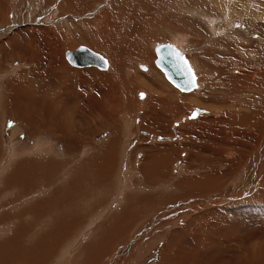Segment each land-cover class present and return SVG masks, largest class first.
Listing matches in <instances>:
<instances>
[{
  "label": "rangeland",
  "instance_id": "374dc122",
  "mask_svg": "<svg viewBox=\"0 0 264 264\" xmlns=\"http://www.w3.org/2000/svg\"><path fill=\"white\" fill-rule=\"evenodd\" d=\"M230 1L234 8L219 15L205 0H0V264L264 263V170L253 169L264 156V23L240 18V0ZM172 27L203 41L209 65L192 62L191 91L156 65L153 44L173 42ZM80 44L107 57L114 81L89 72L103 67L68 60L66 50ZM185 45L188 56L199 52ZM206 67L211 79L199 87ZM246 80L257 95L232 88ZM155 94L159 103L150 102ZM208 112L232 123H190ZM150 152L163 156L155 163ZM193 180L196 196L187 195Z\"/></svg>",
  "mask_w": 264,
  "mask_h": 264
},
{
  "label": "bare ground",
  "instance_id": "6f19581e",
  "mask_svg": "<svg viewBox=\"0 0 264 264\" xmlns=\"http://www.w3.org/2000/svg\"><path fill=\"white\" fill-rule=\"evenodd\" d=\"M207 3H210L211 5H212V8H213V10H211L210 11V13L213 11V13H224V14H228V13H230V11H231V8H234L233 6H231V1L230 0H205ZM236 4H237V2H236ZM238 5H239V7L240 8H236L239 12H238V15L240 16H244V18L245 19H247V18H252V20H255L254 18H256V19H258V20H261L263 23H264V6H263V8H262V4L259 2V0H240V1H238ZM133 7V6H132ZM215 9H218V10H220V11H218V12H214L215 11ZM204 10H206V11H208V9L207 8H205L204 7ZM135 11V10H134ZM138 11V10H137ZM136 12V11H135ZM233 12V11H232ZM231 12V13H232ZM218 13V14H219ZM134 14V13H133ZM192 14L194 15V16H197L198 18H201V19H207L208 20V22H214V19H216V18H214L212 21H210L211 19L207 16L208 14H203V15H199V14H197L196 12H192ZM234 14V13H233ZM101 15V14H100ZM220 15V14H219ZM245 15L246 16H248L247 18L245 17ZM253 15V16H252ZM216 16H218V15H216ZM229 15H227V19L226 20H228L227 22H230V25H234V26H236V25H239L240 26V23L239 22H232V20L231 19H233V17H231V16H233L232 14H231V18L230 17H228ZM241 16H240V18H241ZM236 17V16H235ZM109 18V17H108ZM105 19V18H104ZM107 19V18H106ZM105 19V20H106ZM110 19V18H109ZM108 19V21L110 22V20ZM210 19V20H209ZM223 19V18H222ZM236 19V18H235ZM243 19V18H242ZM101 20V19H100ZM244 20V19H243ZM52 21V20H51ZM36 22V21H35ZM34 22V23H35ZM105 22V21H104ZM243 22V21H242ZM246 22H248V21H246ZM245 22V23H246ZM251 22V21H250ZM249 22V23H250ZM16 24H18L17 22H15ZM56 23V22H55ZM54 23V24H55ZM106 23V22H105ZM196 23V22H195ZM252 23H253V21H252ZM53 24V23H52ZM53 24V25H54ZM57 24V23H56ZM62 24V23H61ZM254 24V23H253ZM256 24V23H255ZM38 25V24H37ZM41 25H43V24H41ZM40 25V23H39V25L38 26H36V27H34V28H39V30H40V32H43V31H47V29L45 28V27H42ZM107 25V24H106ZM260 25V24H259ZM107 26H109V25H107ZM253 26V25H252ZM255 27H257L256 25H254ZM50 27V26H49ZM54 27H55V25H54ZM104 27V26H103ZM110 27V26H109ZM194 27V26H193ZM243 27V26H242ZM249 27H250V25H249ZM51 28V27H50ZM52 28H53V26H52ZM195 28H196V30H198V31H200V34H203V32H201V29L199 28V26H195ZM245 28H246V26H245ZM170 29V28H169ZM238 29H239V27H238ZM253 29H254V27H253ZM50 30V29H49ZM171 30V29H170ZM246 30V29H245ZM6 31V30H5ZM35 31V30H34ZM51 31H53V30H51ZM217 30H215V32H216ZM249 31H251V34L253 35V33H252V29L251 30H249ZM54 32V31H53ZM171 32V35H172V41L173 42H175V45L180 49V50H184V54L188 57V59H189V62L191 63V65H192V67L194 68L195 66L193 65V61H195V62H197L196 60H198L199 58L201 59H203V61L204 62H202V64H203V66H208L209 65V63L208 62H205V58L203 57V50H202V47L200 46L202 43H203V41L202 42H199V41H195L193 38H192V36H190V34H187L186 35V33H184V32H181L180 30H173V27H172V30L170 31ZM57 33V32H56ZM243 33H245V31L243 32ZM246 33H247V31H246ZM250 33V32H249ZM255 33V32H254ZM17 34V33H16ZM50 34V33H49ZM235 34H237V32L235 33ZM240 34V33H239ZM224 37H225V35L226 34H222ZM249 35V34H248ZM12 36V35H11ZM173 36L175 37V39H173ZM228 36V35H227ZM196 37V36H195ZM238 37V36H237ZM237 37H235V38H237ZM240 37H242V36H240ZM245 37V36H244ZM247 37V36H246ZM250 37V36H249ZM220 38V37H219ZM243 38V37H242ZM253 39H254V37H252ZM238 39V38H237ZM8 41H9V39H7ZM209 40V39H208ZM207 40V41H208ZM247 41L249 40V38L248 39H246ZM12 41H14V40H12ZM11 41V42H12ZM186 41H188V42H192L193 44H195V45H199L198 46V49H199V52L198 53H196V54H193V55H190V56H188L189 54H192V52H191V50L190 49H188L187 48V45H185V43H186ZM211 41H212V39H211ZM246 41V42H247ZM257 41V39H255V42ZM259 41V40H258ZM206 42V41H205ZM216 42V41H215ZM212 43H214V41L212 42ZM248 43V42H247ZM257 43V42H256ZM188 44V43H187ZM210 44V43H209ZM156 45H157V43H156V41L154 42V44H153V47L155 48L156 47ZM223 45V44H222ZM249 45V44H248ZM247 45V46H248ZM59 47V46H58ZM100 47V46H99ZM101 48V47H100ZM254 48V47H253ZM259 48V47H258ZM23 49V48H22ZM156 49V48H155ZM210 49V48H209ZM57 50V49H56ZM257 50V49H256ZM107 51V50H106ZM209 51V50H208ZM252 49L251 50H249V53H251V56H252ZM21 53H22V55L23 56H25L24 55V49L22 50V51H20ZM28 53H29V51H27ZM61 52V51H60ZM254 52V51H253ZM33 53V52H32ZM39 53V52H38ZM188 53V54H187ZM257 53V52H256ZM255 53V54H256ZM156 54H157V52H156ZM210 54H211V51H210ZM254 54V55H255ZM20 55V54H19ZM27 55V54H26ZM212 55H214V54H212ZM212 55L210 56V57H212ZM23 56H22V58H23ZM29 56V55H28ZM33 56V55H32ZM62 56V55H61ZM67 56V55H66ZM233 56V55H232ZM20 57V56H19ZM63 57L65 58V55H63ZM62 57V58H63ZM214 57V56H213ZM26 58V57H25ZM40 58V57H39ZM38 58V59H39ZM68 58V57H67ZM109 58V57H108ZM111 58L113 59V61H114V63L116 62V59H114L112 56H111ZM117 58V57H116ZM197 58V59H196ZM29 59V58H28ZM33 59V58H32ZM31 59V60H32ZM37 59V58H36ZM66 59V58H65ZM147 59H148V61H146V62H148L147 64H153L154 63V56H151V57H147ZM146 59V60H147ZM69 60V59H68ZM138 60H140V59H138ZM23 61V60H22ZM70 61V60H69ZM237 61H238V59H237ZM254 61V60H253ZM256 61V60H255ZM258 61V60H257ZM261 61V60H260ZM260 61H258V62H260ZM34 62H35V60H34ZM37 62V61H36ZM71 62V61H70ZM69 62V63H70ZM29 63H30V61H29ZM38 63V62H37ZM61 63H62V61H61ZM72 63V62H71ZM250 63V62H249ZM262 63V62H261ZM34 64H36V63H34ZM65 64H66V61H65ZM73 64V63H72ZM116 64V63H115ZM237 65H238V63H236ZM254 64H256L255 62H254ZM254 64H252V67H253V65ZM259 64V63H258ZM30 65H31V63H30ZM62 65H64L63 63L61 64V66ZM74 65H76V64H74ZM93 65H95V64H84V65H76V66H82V67H85V66H93ZM156 65L165 73V71L156 63ZM248 65V64H247ZM260 65V64H259ZM33 66H35V65H33ZM96 66H98V65H96ZM255 66H258V65H255ZM32 67V66H31ZM63 67H65V66H63ZM62 67V68H63ZM110 67V68H109ZM235 66H233L232 68L233 69H235L234 68ZM251 67V66H250ZM59 68V67H58ZM66 68H69V67H67L66 66ZM102 68V67H101ZM105 68V67H104ZM109 68V69H108ZM39 69V68H38ZM100 69V68H99ZM105 69H107V70H104V71H100V70H97L96 68H92V69H89V72H92V74H94V75H98L99 77H101V79H102V81L101 82H103L105 79H111L112 81H114L113 79L118 75V69H116V68H114V67H112V66H108L107 68H105ZM146 70V67L145 66H143V70ZM206 70H203V72H204V75L205 76H203V77H201V79H200V82H201V84H200V86L199 87H201L207 80L209 81V79H211L210 78V72L208 71L209 70V67H206L205 68ZM238 69H239V67H238ZM247 69V68H246ZM28 70V69H27ZM67 69H65V71H66ZM70 70H72V68L70 69ZM69 70V72H71ZM242 70V69H241ZM74 71V70H73ZM120 71V70H119ZM235 71V70H234ZM234 71H232V72H234ZM246 71V70H245ZM249 71V70H248ZM24 72V71H23ZM150 72V71H149ZM149 72H148V74H147V72H144V73H146V74H144L146 77H147V79L149 80ZM206 72H209V73H206ZM260 71H257L256 73H253V76L251 77V81L253 82V80L255 79V77H256V75L259 73ZM120 73V72H119ZM153 73H154V71H153ZM240 73H241V71H240ZM240 73H238V74H234L235 75V78H236V76L237 77H239L240 76ZM243 73V72H242ZM249 73V72H248ZM247 73V74H248ZM123 73H121V75H122ZM155 74V73H154ZM41 75V74H40ZM165 75H166V73H165ZM210 75V76H209ZM248 76V75H247ZM260 76V75H259ZM262 76H263V74H262ZM69 77V76H68ZM89 77V76H88ZM99 77H97V79H99ZM119 77V76H118ZM167 77V76H166ZM82 78H84V76L82 77ZM81 78V79H82ZM156 77H154V78H152V79H155ZM234 78V79H235ZM259 79L258 80H260L261 81V78H263V77H258ZM70 79V78H69ZM72 79V78H71ZM79 78H76V80H78ZM80 79V80H81ZM87 79V78H86ZM100 79V80H101ZM118 79V78H117ZM231 79V78H230ZM236 79H238V78H236ZM65 80V79H64ZM75 80V81H76ZM110 80V81H111ZM125 80V79H124ZM158 80V79H157ZM169 80V79H168ZM256 80V79H255ZM254 80V81H255ZM81 81H83V80H81ZM87 81V80H86ZM116 81V80H115ZM170 82H172L171 80H169ZM213 81V80H212ZM241 81V80H240ZM244 81V80H243ZM247 81V80H246ZM76 82H78V81H76ZM97 82V81H96ZM211 82V81H210ZM75 83V82H74ZM81 83V82H80ZM83 83V82H82ZM82 83H81V85H82ZM88 83V82H87ZM104 83V82H103ZM102 83V84H103ZM131 83V82H130ZM173 83V82H172ZM221 83V82H220ZM257 83H259V82H257ZM96 84H98V83H96ZM99 84H100V82H99ZM98 84V85H99ZM110 84V83H109ZM114 84V83H113ZM115 84H117V83H115ZM174 84V83H173ZM217 84H219V83H217ZM260 84H262V83H260ZM73 85V84H72ZM94 85V84H93ZM177 88H179L180 90H182V91H191V90H193V89H195V88H197V86H198V81H197V86L196 87H194V88H192V89H190V90H184V89H182V88H180V87H178L176 84H174ZM134 86V85H133ZM135 86H138V85H135ZM250 86V82H245V84L244 83H241L240 85H237L236 84V86H232V88H237V89H240V90H244V87L247 89V92H249V94H251L252 92L253 93H255V92H260V90L262 91V94H263V90H264V88L260 85V90L259 89H253V91H251L249 88ZM254 86V85H253ZM252 86V87H253ZM264 86V85H263ZM112 87V86H111ZM251 87V88H252ZM256 87H258V86H256ZM136 88V87H135ZM151 88H153V87H151ZM254 88V87H253ZM108 88H107V84L105 83V85L104 86H101V88H100V90H103V93L107 90ZM155 90V89H154ZM151 91V90H150ZM156 91V90H155ZM154 91V92H155ZM166 91H167V89H166ZM196 91V90H195ZM159 92V91H158ZM169 92V91H168ZM194 92V91H193ZM243 92V91H242ZM244 92H245V90H244ZM188 93H190V92H188ZM187 93V94H188ZM141 94H143V96H145L146 95V93L145 92H143V93H141ZM140 94V96L141 97H143L142 95ZM153 94V93H152ZM194 94V93H193ZM201 94V93H200ZM249 94L247 95V96H249ZM158 95H160V94H155V96H150L151 98H150V102L152 101V102H157L158 101V103H159V101L161 100V97H159ZM255 95H257L256 93H255ZM260 95V94H259ZM258 95V96H259ZM134 96V95H133ZM164 96H169V95H165L164 94ZM184 96V95H183ZM187 96V95H186ZM192 96V95H191ZM189 97L190 99L189 100H194L192 97ZM194 96H195V94H194ZM262 96H264V94L262 95ZM130 97V96H129ZM137 97V96H136ZM171 96H169V98H170ZM201 97V96H200ZM243 97V96H242ZM138 98V97H137ZM195 98H198L197 96L195 97ZM225 98V97H224ZM252 98V97H251ZM251 98H247V100H248V103H250L251 102ZM256 98H257V96H256ZM136 99V98H135ZM166 99V98H165ZM164 99V100H165ZM174 99V98H173ZM240 100L241 99H243V98H239ZM258 99V98H257ZM163 100V102H168V100H166V101H164ZM196 100V99H195ZM240 100H238V99H235V101H234V106L236 105H238V104H240L241 105V103H240ZM256 100V99H255ZM134 101V100H133ZM172 101V100H171ZM171 101H170V103H171ZM178 101V100H177ZM176 101V102H177ZM185 101H186V99H185ZM149 102V103H150ZM162 102V101H161ZM173 102V101H172ZM252 102H254V98H253V101ZM261 102H263L262 100H261ZM145 103H147L146 102V100H143V101H140L139 102V104H145ZM179 103V102H178ZM196 103V102H195ZM221 103V102H220ZM243 103V102H242ZM245 103V102H244ZM260 103V102H259ZM63 104H65V103H63ZM153 104V103H152ZM182 104V103H181ZM189 104V103H188ZM165 105V104H164ZM180 105V104H179ZM229 105V104H228ZM243 105V104H242ZM245 105V104H244ZM243 105V106H244ZM247 105V104H246ZM255 105H257V104H255ZM254 105V106H255ZM262 105V104H261ZM174 106V105H173ZM185 105H183L182 107H184ZM250 106V105H249ZM253 106V107H254ZM264 106V105H263ZM153 107V106H152ZM247 107V106H246ZM250 107H252V106H250ZM56 107L54 106L53 107V111H56V110H54ZM235 108V107H234ZM240 108V107H239ZM242 109H243V107H241ZM255 108V107H254ZM253 108V109H254ZM178 109V108H177ZM249 109V108H248ZM156 110V109H155ZM221 110V109H220ZM235 110V109H234ZM250 110V109H249ZM244 111H245V109H244ZM244 111H243V113H244ZM176 112H177V110H176ZM179 112H180V110H179ZM198 112H200V111H198L197 110V112L196 113H193L192 112V114L193 115H196ZM155 113V112H154ZM236 113V112H235ZM240 113V112H239ZM141 114V113H140ZM178 114V113H177ZM180 114V113H179ZM178 114V115H179ZM224 114H225V112H224ZM204 116L203 117H201V118H199L198 120H196V121H194V120H192V119H190V123H192V122H202V123H205L206 122V124L207 123H209L210 122V125H211V121H214V120H217L218 122V124H220V126H221V124H223L224 125V123L226 122L227 123V120L229 119V121L232 123V120H233V118H232V116H230L229 118L227 117V115L226 116H224V115H220V116H213V115H216V114H213V113H206V114H203ZM212 115V116H211ZM230 115V114H229ZM57 114H55V118L53 119V121H55V120H57ZM234 116H236V115H234ZM238 116V115H237ZM236 116V117H237ZM189 117H190V115H189ZM189 117L187 116V117H184L183 119H182V121H186L187 119H188V121H189ZM211 117H213V118H211ZM236 117H234V118H236ZM23 118V117H22ZM60 118V117H59ZM137 118V117H136ZM219 118V119H218ZM222 118V119H221ZM221 119V120H220ZM220 120V121H219ZM60 121V120H59ZM178 121H180V119H178ZM225 121V122H224ZM50 124V123H49ZM51 124H52V122H51ZM177 124H179V123H177ZM195 124V123H194ZM194 124H190V125H194ZM205 124V125H206ZM56 125V124H55ZM58 126V125H57ZM57 126L56 127H53V126H51V125H49L48 127H51V129L55 132V129L57 128ZM213 126V125H212ZM47 127V128H48ZM73 127V126H72ZM205 127V126H204ZM206 127H207V125H206ZM219 127V126H218ZM45 128V127H44ZM217 128V127H216ZM12 129H14V128H12ZM11 129V130H12ZM46 129V128H45ZM204 129V128H203ZM228 129H230V128H228ZM227 129V130H228ZM58 130V129H57ZM61 130V129H60ZM69 130V129H68ZM163 130V129H162ZM225 130V129H224ZM223 130V131H224ZM71 131V130H70ZM228 131H230V130H228ZM243 131V130H242ZM248 131V130H247ZM14 132V131H13ZM58 132V131H57ZM232 132V131H231ZM130 135V134H129ZM9 137L10 138H13V136H11V135H9ZM131 137V136H130ZM152 138L154 139H159V138H157L156 136H152ZM164 139V138H163ZM166 140V139H165ZM223 140V139H222ZM226 140V139H225ZM236 140V139H235ZM237 141V140H236ZM225 143V142H224ZM38 144H40V143H38ZM112 145V144H111ZM115 145V144H114ZM40 146V145H39ZM223 146V145H222ZM46 147H49V145L46 143ZM220 147V146H219ZM37 149V148H36ZM212 150V149H211ZM212 151H214V150H212ZM151 153V152H150ZM170 153V152H169ZM161 154H163V152H152L151 153V155H150V157L147 159V160H149V159H151L152 158V161L153 162H155L156 163V161L159 159V157H162L163 155H161ZM230 154V153H229ZM228 156V155H227ZM224 158V157H223ZM235 158H237V156L235 157ZM239 158V157H238ZM125 159V158H124ZM230 159V158H229ZM240 159V158H239ZM263 159H264V156L263 155H260V157H259V159L257 160V161H254L253 162V164H254V171H263L264 170V162H263ZM237 160V159H236ZM233 161V160H232ZM159 162H162V161H159ZM225 162H226V160H225ZM228 163V162H227ZM226 163V164H227ZM231 163V162H230ZM259 163V164H258ZM36 164V163H35ZM156 165V164H155ZM242 165V164H241ZM240 165V166H241ZM164 166V165H163ZM156 167V166H155ZM180 167V166H179ZM127 170V169H126ZM228 173V172H227ZM31 175V174H30ZM124 175V174H123ZM225 175V174H224ZM221 176H223V175H221ZM226 176V175H225ZM232 176V175H231ZM248 176V175H247ZM246 176V177H247ZM224 177V176H223ZM245 177V176H244ZM222 178V177H221ZM246 179V178H245ZM244 179V180H245ZM192 180V179H191ZM257 180V179H256ZM195 181L193 180L192 181V185L194 186V184H195V186L193 187V186H190L189 187V190H188V188H187V195H194V196H196V195H198V194H200L201 193V191H198V190H200V189H198V184H197V182L196 183H194ZM256 182H258V181H256ZM194 183V184H193ZM189 184V183H188ZM214 186V185H213ZM200 188V187H199ZM203 190V189H202ZM184 193V192H183ZM124 195V194H123ZM186 195V194H185ZM186 195V196H187ZM179 195H177V197H178ZM182 196H183V194H182ZM200 196V195H199ZM184 197V196H183ZM182 197V198H183ZM205 197V196H204ZM192 201L191 202H194V203H200V202H209L208 200H202V199H195V198H192L191 199ZM210 200V199H209ZM221 200H223V199H221ZM230 200V199H229ZM121 201V200H120ZM190 202H189V200H186V203L185 204H189ZM109 209V208H108ZM260 209V208H259ZM159 218V217H158ZM31 219V218H30ZM34 219V218H33ZM174 220V219H173ZM177 220V219H176ZM73 222V221H72ZM170 222V221H169ZM190 224V223H189ZM187 227V226H186ZM90 232V231H89ZM149 232V230H146V228L145 229H143V230H140V232H138V234L136 235V237L137 238H141L143 235H145V234H147ZM92 235V234H91ZM135 235V234H134ZM136 237H134V239L136 238ZM212 238V237H211ZM217 239V238H216ZM144 240V239H143ZM134 241H136V240H134ZM204 241V240H203ZM225 241V240H224ZM220 243V242H219ZM148 248V249H147ZM144 251H146V250H149V247H147ZM152 250V249H151ZM151 250L150 251H147V252H145V253H141L142 254V256L144 257V259L145 260H148L150 257H149V254H151ZM116 254H118V253H116ZM260 254V253H259ZM138 256V255H137ZM140 256V255H139ZM149 257V258H148ZM134 259V258H133ZM133 261V260H132ZM136 262H138V264L139 263H141L142 262V259L140 258V257H138L137 258V260H135ZM143 262H145V261H143ZM134 263V262H133ZM135 264V263H134ZM264 264V263H263Z\"/></svg>",
  "mask_w": 264,
  "mask_h": 264
},
{
  "label": "water",
  "instance_id": "95a60500",
  "mask_svg": "<svg viewBox=\"0 0 264 264\" xmlns=\"http://www.w3.org/2000/svg\"><path fill=\"white\" fill-rule=\"evenodd\" d=\"M156 52V63L165 71L169 80L184 90L197 86V74L188 57L173 42H159L156 45ZM66 55L76 65L88 63L103 68L108 65L106 56L86 44H80L75 49H67Z\"/></svg>",
  "mask_w": 264,
  "mask_h": 264
},
{
  "label": "snow or ice",
  "instance_id": "6c2138e0",
  "mask_svg": "<svg viewBox=\"0 0 264 264\" xmlns=\"http://www.w3.org/2000/svg\"><path fill=\"white\" fill-rule=\"evenodd\" d=\"M143 96V94H141Z\"/></svg>",
  "mask_w": 264,
  "mask_h": 264
}]
</instances>
